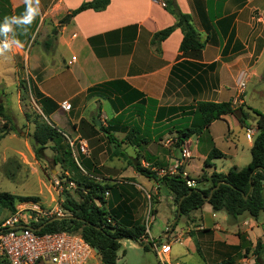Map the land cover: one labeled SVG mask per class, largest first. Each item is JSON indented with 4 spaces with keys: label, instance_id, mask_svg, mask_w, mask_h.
<instances>
[{
    "label": "crops",
    "instance_id": "1",
    "mask_svg": "<svg viewBox=\"0 0 264 264\" xmlns=\"http://www.w3.org/2000/svg\"><path fill=\"white\" fill-rule=\"evenodd\" d=\"M83 1L88 0H4L0 7V28L7 21L11 30L5 32L10 47L0 53V76L17 70V61H25L29 71L35 74L36 92L57 105L46 116H67L66 127L76 142L73 147L68 143L74 160L78 157L87 160L91 168L94 160L91 153L100 149L96 146L102 135L109 142L111 152L120 150L127 155L124 159L111 154L107 158L113 159L115 165L102 163L100 166L104 178L116 182L118 192L127 198L134 219L144 222L143 192L146 197L150 196L148 191L156 193L158 184L138 174L124 160L139 158L144 163L142 166L155 170L158 175L174 173L179 165L182 175L192 179H197L204 171L227 173L250 162L251 155L244 165L236 163L243 148H239V136L234 128L245 131L250 128L255 137L253 116L244 127L234 114L212 121L199 135L183 143L181 148L189 151L188 157H177L180 149H175L174 142L176 130L193 120L198 102H233L241 72H244L245 86L235 105L264 114V0H174L179 9L190 16L204 43L198 51L179 50L182 39L179 28L161 42H152L156 32L175 23L174 16L160 4L163 0H109L105 9L83 10L57 29L62 22L59 20ZM29 9L34 10V15L30 23H23ZM13 19L21 22L12 23ZM56 25L59 32L52 35V43L48 45L50 31ZM34 44L38 50H33ZM57 70L65 71V76L53 82ZM113 80L123 81L141 93L142 99L120 109L113 96L89 93L91 87ZM63 93L66 96L61 97ZM14 96H19L17 89ZM4 100L5 96L0 94V104H4ZM64 100L71 105L68 111L60 108ZM99 108L105 118H92L94 109ZM95 120L108 132L99 129ZM219 122L225 128L218 137L214 126ZM50 123L69 138L56 123L51 120ZM132 129H135L134 135L126 138ZM108 135L117 143L109 141ZM143 136L147 141L142 140ZM218 138L222 140L220 143ZM243 139L250 153L253 140ZM79 142L86 144V152L77 149ZM213 147L223 153L218 158L221 166L212 161L214 165L206 168L203 160ZM130 149L134 153L129 154ZM199 152L201 157H197ZM140 178L145 180L140 182ZM105 196L107 199V192ZM153 198L154 220L161 203H164L166 216L172 218L164 226L166 242L169 232L183 233L180 241L173 242L180 245L178 254L173 253L171 243L170 252L164 256L170 264H212L227 259L233 264H264V212L256 219L247 212L230 218L224 211H214L205 203L188 216L177 219V206L170 194L162 193L157 199ZM175 221L177 226H173ZM168 223L172 226L166 231ZM149 238L154 243L160 242L159 237L155 240L150 228ZM257 241L262 246L258 249L259 256L255 252Z\"/></svg>",
    "mask_w": 264,
    "mask_h": 264
},
{
    "label": "trees",
    "instance_id": "2",
    "mask_svg": "<svg viewBox=\"0 0 264 264\" xmlns=\"http://www.w3.org/2000/svg\"><path fill=\"white\" fill-rule=\"evenodd\" d=\"M163 2L165 8L174 16L175 23L156 32L153 35L152 42L156 44L161 42L175 28H179L182 31L179 50H200L204 43L200 40L198 32L193 27L190 16L183 13L174 0H163ZM108 3L109 0L83 1L76 8L70 10L69 13L74 16L86 9L101 11L106 8ZM0 34L4 35L5 32L0 30ZM48 45H50V42H48ZM89 93H102V95L108 98L113 96V100L117 103V108L120 109H123L126 105L135 103L136 100L140 101L142 99L141 93L130 88L120 80L97 84L89 89ZM36 96L44 115H47L57 107L50 99L43 97L40 93L36 92ZM227 114L236 115L241 127H244L245 122L250 116H253L257 133L253 138L250 148L251 160L246 166L240 169L232 168L227 173L213 170L208 174L204 171L195 179L199 182L201 179L211 176L214 184L221 182L211 194V188L195 189L188 187L185 181L190 178L182 175V168L179 166L175 173L158 175L155 170L142 166L139 158L136 165L134 164V159L127 160L129 165L138 174L157 182L160 191L161 186L163 184L166 185V189L176 203L177 217L182 215L188 216L191 211L200 209L205 203H208L214 211H224L230 218H236L238 215L247 212L251 217L256 219L264 212L263 113L250 107L233 105L230 102L200 101L194 108L191 123L176 130L174 147L181 150V146L188 138L193 135H199L212 121L222 119V116ZM0 118L4 121V124L6 121H10V116L1 104ZM99 129L108 132L103 126H100ZM10 130H13V127L3 131L0 134V139ZM134 131L135 129L130 130L126 138L129 139L133 136ZM34 137L41 142V148H44L48 142L52 143V148L55 152L53 157L55 163L70 167L72 170L80 169V167L85 171L90 170V164H88L87 160L81 159L78 163L74 160L64 134L42 119L37 122ZM108 139L111 142L117 143L116 139L112 136L108 135ZM142 140L147 141L145 136H143ZM41 148L35 150V154L38 157H41ZM112 155L127 159V155L120 150L113 151ZM222 156L223 153L220 150L215 147L211 148L203 160V166L206 168L212 167L214 165L212 161ZM84 179L75 178L78 185L83 183V188L80 189V186H78L79 188L75 192L64 190L63 201L61 202L64 215L46 223L38 233L52 231L78 233L96 251L100 264H116L120 241L123 239L137 241L142 235H145V225L143 222L134 219L131 215L127 198L118 192L116 184H106L95 179H85L84 181ZM106 192L108 193L107 199L105 198ZM30 200L34 201L35 198H19V201ZM15 202V196L7 192H0V206L8 209L11 213L15 211ZM176 223L174 222L173 226ZM157 245H159L158 242ZM149 247H151L150 243L143 245L144 249H149ZM259 248H262V246L257 241L255 252L258 253V256ZM262 253H264V250ZM212 264L233 263L227 259Z\"/></svg>",
    "mask_w": 264,
    "mask_h": 264
},
{
    "label": "rangeland",
    "instance_id": "3",
    "mask_svg": "<svg viewBox=\"0 0 264 264\" xmlns=\"http://www.w3.org/2000/svg\"><path fill=\"white\" fill-rule=\"evenodd\" d=\"M4 4V0H0V7ZM63 17L59 20L61 21ZM58 21L57 25L60 23ZM38 22H36L37 24ZM56 26L53 27V30L50 31L49 42L52 43V35L56 31ZM39 23L37 24L38 28ZM60 30V29H59ZM57 31V33L59 32ZM6 35V34H5ZM57 35V34H56ZM40 36L36 37L39 39ZM37 41H35L36 43ZM43 47V43L39 44ZM33 50H38L36 44H34ZM18 69L13 72L3 73L0 76V94L5 96L4 104L1 103L7 113L10 116V121H6L5 124L0 119V134L8 130L10 127H13V130L8 131V133L0 139V192H7L12 194L16 198L15 208H24V207H39L41 209L53 208L55 206H60L63 201L64 190L70 192H75L79 188H83V183L78 185L75 178L80 179H95L106 184H116V182L105 179L102 175V166L100 164H106L107 166L115 165L113 159L107 158L111 157V147H109V142L105 140L102 135V142H98L94 153H91V156L94 157L93 162L91 163V168L89 171L80 169H71L70 167L62 166L59 163H55L53 157L55 155L54 149L52 148V143H46L44 148H41V157L36 156L35 150H33L31 144L28 141L29 136H34L35 128L37 122L40 119L50 123L54 122L57 124V127L61 130L63 129L65 133L69 136V139L72 140L70 130L67 126V116H60L59 114L52 115L50 118L44 115L40 104L37 102L36 90L34 88L35 74L31 73L25 65V61H17ZM65 76V71L57 70L52 81L60 80V78ZM15 89L19 91V96L16 98ZM66 96L65 93L61 94V97ZM106 108H109L107 104H104ZM92 118L101 119L105 118L104 114H101L100 108L94 109L92 112ZM50 119V120H49ZM225 128L223 123H216L214 126L215 135L219 137L221 130ZM97 128V127H96ZM235 132L239 136L240 150L238 157L236 158L237 164L240 166L244 165L247 159L250 158V153L246 149V144L243 138H245V130L234 128ZM254 137V136H253ZM66 138V137H65ZM167 138H165L166 140ZM68 143V138H66ZM108 145H106V142ZM222 140L218 138V143ZM74 141V146H75ZM202 147V146H201ZM37 148L36 150H38ZM77 149L78 145H77ZM118 149H120L118 147ZM103 152L102 155V151ZM202 151V150H200ZM81 152V151H80ZM130 153H134L130 149ZM203 153V152H201ZM198 153L197 157L199 156ZM176 157V155L174 156ZM138 159V158H136ZM76 161V160H75ZM80 161L78 157L76 162ZM215 164L219 167L221 166V160L218 158L213 160ZM141 164L144 163L140 160ZM124 163L129 165L128 161L124 160ZM74 178V179H73ZM84 179V181H85ZM124 179V178H123ZM144 178H140L138 181H143ZM74 182L75 187L67 188L69 182ZM144 187V185L142 184ZM143 192V190L141 189ZM156 193H150L151 205L154 206V198L157 199L158 196H161V191L158 188L155 190ZM144 194V209L148 205V198L146 193ZM22 197H32L35 200L30 201H19V198ZM175 203V201H173ZM21 204V206H18ZM176 204V203H175ZM64 212V211H63ZM11 212L0 206V222H2ZM167 213L164 209V203H161L158 206V212L155 215V220L150 225V233L153 235L155 240L160 238L159 244L166 242L165 237L163 236L164 226L167 220L170 217L166 216ZM172 220V218H170ZM178 219V217H177ZM176 222V221H175ZM172 224L166 225V231L170 229ZM177 226V225H176ZM179 226V225H178ZM181 232V231H180ZM173 253L178 254V249L180 245L173 243ZM90 264H100L99 256L92 261ZM116 264H164L163 260L159 259L156 255L154 249H144L140 247L137 241L131 239H123L120 241V248L117 251V260ZM170 264V262H166Z\"/></svg>",
    "mask_w": 264,
    "mask_h": 264
},
{
    "label": "built area",
    "instance_id": "4",
    "mask_svg": "<svg viewBox=\"0 0 264 264\" xmlns=\"http://www.w3.org/2000/svg\"><path fill=\"white\" fill-rule=\"evenodd\" d=\"M160 4L164 6L163 1H160ZM9 47L10 40L8 36L0 34V53ZM72 60H74V57H72ZM236 86L237 95L232 102L233 105L238 103L244 91V72L238 75ZM70 107V103L66 100L60 103V108L64 111H68ZM245 138L253 140V131L250 128L246 129ZM68 143L70 146H74V140L68 138ZM78 147L81 152L87 151L85 143L79 142ZM181 155L182 157H188L189 151L181 148ZM178 166H176V170ZM185 182L191 188H195L198 184L192 178L186 179ZM72 187H75V184L71 181L67 188ZM147 197L150 199L149 195ZM18 206H21V204H18ZM153 211V207L149 201L143 222L145 225V235L137 239V243L138 245L150 243L158 258L166 264L167 261L164 259V256L170 252V244L180 241L183 233L172 234V232H169V240L166 243L159 245H157V242L154 243L149 238L150 224L154 220ZM63 215L64 212L61 204L60 206L47 209L39 207L15 208L14 212L10 213L0 222V264H90L94 261L98 257V254L80 234L69 233L67 231L38 233L39 230L35 229L40 223H44L50 218L61 217Z\"/></svg>",
    "mask_w": 264,
    "mask_h": 264
},
{
    "label": "water",
    "instance_id": "5",
    "mask_svg": "<svg viewBox=\"0 0 264 264\" xmlns=\"http://www.w3.org/2000/svg\"><path fill=\"white\" fill-rule=\"evenodd\" d=\"M71 17H72V15L70 13L67 14L66 17L62 20V22L58 25L57 29H60L64 24L68 23V21L70 20ZM55 33H57V31ZM95 123H96L97 126H100V121L99 120H95ZM28 141L31 144L33 150H36L37 148H39L42 145L41 142L39 140H37L34 136H29L28 137ZM177 157H181V150H178ZM136 163H137V160L134 159V164L136 165ZM220 184H221V182H218L217 184H214V182L212 180V177L209 176L207 178L201 179L198 182V184L195 187V189L211 188L210 189V194H211L213 192V190H215ZM162 193L169 194V191L166 189V185L165 184L162 185ZM55 218H58V217L50 218L48 221L42 223L40 226H38L35 229L36 230H40L46 223L54 220Z\"/></svg>",
    "mask_w": 264,
    "mask_h": 264
},
{
    "label": "clouds",
    "instance_id": "6",
    "mask_svg": "<svg viewBox=\"0 0 264 264\" xmlns=\"http://www.w3.org/2000/svg\"><path fill=\"white\" fill-rule=\"evenodd\" d=\"M33 15H34V10L33 9H29L28 15L25 17V19L22 22L23 23H30ZM11 22L12 23H20L21 21H17L15 19H13ZM0 30H2L3 32H7V31L11 30L10 27L8 26V22L7 21L2 26V28H0Z\"/></svg>",
    "mask_w": 264,
    "mask_h": 264
}]
</instances>
